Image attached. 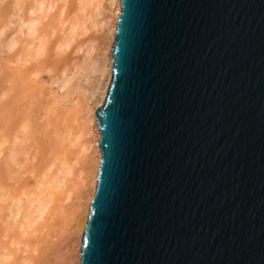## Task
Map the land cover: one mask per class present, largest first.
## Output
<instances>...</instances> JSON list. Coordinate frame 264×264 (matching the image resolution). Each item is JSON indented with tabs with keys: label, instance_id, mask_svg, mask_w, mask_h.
<instances>
[{
	"label": "water",
	"instance_id": "obj_1",
	"mask_svg": "<svg viewBox=\"0 0 264 264\" xmlns=\"http://www.w3.org/2000/svg\"><path fill=\"white\" fill-rule=\"evenodd\" d=\"M81 264H264V0H121Z\"/></svg>",
	"mask_w": 264,
	"mask_h": 264
},
{
	"label": "rangeland",
	"instance_id": "obj_2",
	"mask_svg": "<svg viewBox=\"0 0 264 264\" xmlns=\"http://www.w3.org/2000/svg\"><path fill=\"white\" fill-rule=\"evenodd\" d=\"M35 1L0 0V264H77L74 220L95 131L88 109L103 104L111 80L100 72L112 58L110 2L45 0L40 13ZM28 17L37 35L28 34ZM37 195L44 213L30 205Z\"/></svg>",
	"mask_w": 264,
	"mask_h": 264
},
{
	"label": "bare ground",
	"instance_id": "obj_3",
	"mask_svg": "<svg viewBox=\"0 0 264 264\" xmlns=\"http://www.w3.org/2000/svg\"><path fill=\"white\" fill-rule=\"evenodd\" d=\"M34 1V0H33ZM37 1V3H38V7H39V10H36V11H40V13L41 12H43L44 13V8H45V0H36ZM35 1V2H36ZM49 2H51V1H49ZM109 2H110V19H111V22L110 21H108V28L106 29L107 30V44H105L107 47H106V51H108L109 53H110V55H112L111 54V52H112V45H113V42H114V37H115V32H116V26H117V19H118V15L120 14V12H121V4H120V2H121V0H109ZM54 3V2H53ZM36 4V3H35ZM34 5V4H33ZM48 6V5H47ZM36 7V6H35ZM34 7V8H35ZM50 7V6H49ZM41 9V10H40ZM42 9H43V11H42ZM46 9V8H45ZM45 12H46V10H45ZM43 15V14H42ZM46 15V14H45ZM31 18H33V17H31ZM41 18H43V17H41ZM28 20H29V17H28ZM35 20L36 19H30L29 21H27V22H30V23H28V24H30V25H28L27 27H28V30L27 31H29V35H31V33H32V36H33V33L35 34V35H37L36 33H35V31L37 30L36 29V27H35V24H36V22H35ZM110 23V24H109ZM27 25V24H26ZM37 26V25H36ZM26 27V28H27ZM106 27H107V25H106ZM38 31V30H37ZM38 37H36L35 38V40L37 39ZM41 41V40H40ZM34 42V41H33ZM39 42V41H38ZM13 45H14V43H12ZM12 44H11V47H13L12 46ZM34 44V43H33ZM41 44H43V42H41ZM45 44V43H44ZM38 45H40V43L38 44ZM37 45V46H38ZM44 46V45H43ZM42 46V47H43ZM41 46H38L36 49L39 51V48H40ZM41 47V48H42ZM41 48H40V50H41ZM40 52V51H39ZM38 53V52H37ZM107 53V52H106ZM106 55V54H105ZM107 58V57H106ZM105 58V59H106ZM106 62H107V60H106ZM112 62H113V59L110 57V60H108V65L105 63L104 64V67L102 68V70L100 71V72H102L101 73V75H102V77L104 78L105 76H107V73L108 74H110V76H111V78H112ZM109 66V67H108ZM101 68V67H100ZM99 70V69H98ZM99 72V73H100ZM33 74V73H32ZM100 77V76H99ZM102 77H101V79H102ZM21 78V77H20ZM100 79V78H99ZM66 83H68V82H66ZM66 83H65V85H66ZM108 84V83H107ZM63 85V84H62ZM64 85V86H65ZM100 85H102V81H100ZM100 85H97V86H100ZM106 87H107V85H105ZM106 87L104 88V93H103V95H105V92H106ZM99 89H100V87H98ZM96 91V90H95ZM91 106V105H90ZM88 122H90L91 124H93L94 126H95V131H93L91 128L92 127H89V133H88V135L90 134L91 135V138L86 142V144H85V151L87 152L88 150H90L91 148H93V150H92V152H91V156L89 155V158L90 157H92V159L90 158V160H92L91 161V170H92V173H91V176L89 177L90 179H88V182H89V184L87 183V188H88V190L87 191H85L84 192V194H83V196H82V199L84 200L81 204H80V208L82 209L81 211L80 210H78V211H80L79 212V214H78V216L77 217H75V220H74V224H75V228H74V234H75V236H76V238H77V249H76V254H77V264H81V252H80V248H81V242H82V239H83V235H84V230H85V226H86V223H87V220H88V217H89V214H90V206H91V202H92V199H93V197H94V194H95V191H96V187H97V176H98V171H99V166H100V161H101V157H102V151H101V149H100V147H99V140H100V136H101V133H100V131H99V128H98V123H97V119H96V108H93L92 106L91 107H89V109H88ZM27 126V125H26ZM25 126V127H26ZM21 128V127H20ZM18 129V128H17ZM27 135V134H26ZM1 137H3V136H1ZM12 137V136H11ZM3 139V138H2ZM1 138H0V150H1V147H3L2 146V144H3V141H1L2 140ZM19 141V140H18ZM16 142V141H15ZM8 143V142H7ZM14 144V143H13ZM7 145V144H6ZM9 145V144H8ZM19 145V144H18ZM15 147V146H14ZM84 148V147H83ZM14 149H16V148H14ZM16 151V150H15ZM20 151V150H19ZM25 151V150H24ZM2 152H3V150H2ZM1 151H0V153H2ZM13 153H14V150H13ZM12 153V154H13ZM16 153V152H15ZM3 154V153H2ZM8 154H9V152H8ZM17 154H15V156H16ZM7 157V156H6ZM10 159H11V157H14V156H11V154H10ZM17 157V156H16ZM15 158V157H14ZM14 158L11 160V161H13L14 160ZM11 161H9V164L11 165ZM15 163V162H14ZM13 164V163H12ZM10 165H8V168H7V166L5 167V169L7 170V171H9L8 169H9V167H10ZM15 165V164H14ZM11 168V167H10ZM6 172V171H5ZM10 172V171H9ZM90 180V181H89ZM53 181V180H52ZM51 181V182H52ZM55 181V180H54ZM3 182V181H2ZM44 184V183H43ZM49 185H50V183H49ZM2 189H4V188H2ZM2 189H0L1 190V192H2ZM40 192H41V190H40ZM7 194V193H6ZM29 194V193H28ZM44 195V194H43ZM4 197V196H3ZM42 196H38L37 195V197L36 198H34L33 200H31L30 202H31V204L30 205H33L34 203H36L35 205H37L35 208V212H36V210L38 209L39 211H45L44 209L46 208V204L44 203V199L42 200V198H41ZM8 198V197H7ZM10 199V198H9ZM81 199V198H80ZM0 201H2V197H1V195H0ZM14 202V201H13ZM4 203V202H3ZM12 203V202H11ZM33 203V204H32ZM45 204V205H44ZM5 207V206H4ZM45 207V208H44ZM34 208V207H33ZM19 209V208H18ZM37 210V211H38ZM19 211V210H18ZM17 211V212H18ZM77 211V212H78ZM19 213V212H18ZM17 213V214H18ZM44 213V212H43ZM34 214V213H33ZM39 214H41V212L39 213ZM25 218L27 219V217H28V213H26L25 215ZM29 219V218H28ZM30 221V220H29ZM27 223V222H26Z\"/></svg>",
	"mask_w": 264,
	"mask_h": 264
}]
</instances>
